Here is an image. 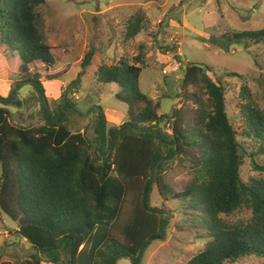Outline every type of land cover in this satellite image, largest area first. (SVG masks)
Segmentation results:
<instances>
[{
  "label": "trees",
  "instance_id": "obj_1",
  "mask_svg": "<svg viewBox=\"0 0 264 264\" xmlns=\"http://www.w3.org/2000/svg\"><path fill=\"white\" fill-rule=\"evenodd\" d=\"M46 1L0 0L2 57L20 60L13 77L0 80V215L15 223V232L33 250L17 262L0 255V264H116L119 258L140 264L146 247L165 235L172 215L150 202L153 185L162 202L186 203L196 212L194 222L199 219L205 229V247L185 264L264 259V178L245 182L240 173L245 156L264 172L254 159L264 156V108L248 87H241L240 133L230 119L222 79L202 63L185 66L176 94L181 107L160 113L161 102L140 89L147 64L140 52L134 60L141 67L122 58L98 66L97 80L119 88L115 96L127 105V120L108 127L100 110L89 135L73 126L72 112L79 110L66 95L55 110L48 109L45 84L60 80L69 66L58 67L65 51L45 42L40 8ZM142 14L129 21L126 39L146 27ZM231 37L259 44L264 28ZM176 46L165 48L175 52ZM93 55L90 48L82 69ZM25 85L42 100L44 117L36 125L11 119L10 106L21 105L17 98ZM7 87L10 92L4 95ZM176 158L191 174L182 190L163 176ZM242 208L250 210L249 220L229 223L222 218Z\"/></svg>",
  "mask_w": 264,
  "mask_h": 264
},
{
  "label": "rangeland",
  "instance_id": "obj_2",
  "mask_svg": "<svg viewBox=\"0 0 264 264\" xmlns=\"http://www.w3.org/2000/svg\"><path fill=\"white\" fill-rule=\"evenodd\" d=\"M40 11L45 42L65 51L64 60L58 67L69 66L68 73L60 80L45 84L48 109L55 110L62 96L72 99L79 110L72 112L75 129L91 135L95 113L100 110L106 115L108 127L127 120V105L115 96L119 88L113 83L102 84L95 72L98 66L117 64L121 58L141 67L134 60L140 52L147 58L139 78L140 89L161 102L160 113L170 112L177 105L181 107L176 94L181 90L184 69L189 61L208 65L222 79L228 113L238 133L243 127L239 113L242 86H247L254 101L264 108V42H240L231 37L234 32L264 28V0H47ZM139 13L145 14L142 15L146 27L126 39L128 23ZM176 45L179 51L165 48H176ZM90 48L94 49L91 64L82 69L81 61ZM3 52L0 49V80H8L17 71L20 60L17 55L6 60L2 57ZM81 71L79 82L73 85ZM231 72L239 75L231 76ZM9 92L7 87L3 94ZM19 95L17 99L21 98V105L10 106L11 119L21 125L41 123L44 117L41 97L27 85L22 87ZM92 108L95 111H89ZM241 142L248 146V140L241 138ZM255 156L254 159L264 165V156ZM167 167L163 175L166 182L176 190H182L190 181V171L178 158L170 161ZM240 173L245 182L252 177L264 178V172L254 169L248 156L244 158ZM162 201L153 185L150 202L162 208L165 206L172 215L167 221L165 235L146 247L140 264H185L205 247V229L199 219L194 222L196 212L188 210L186 203ZM250 217V210L243 208L231 215H222L229 223L247 221ZM15 228L9 217L0 215L2 260L17 262L33 251ZM263 262V258L252 256L224 264ZM116 264L133 263L128 258H119Z\"/></svg>",
  "mask_w": 264,
  "mask_h": 264
},
{
  "label": "water",
  "instance_id": "obj_3",
  "mask_svg": "<svg viewBox=\"0 0 264 264\" xmlns=\"http://www.w3.org/2000/svg\"><path fill=\"white\" fill-rule=\"evenodd\" d=\"M98 110H100V108H97Z\"/></svg>",
  "mask_w": 264,
  "mask_h": 264
},
{
  "label": "crops",
  "instance_id": "obj_4",
  "mask_svg": "<svg viewBox=\"0 0 264 264\" xmlns=\"http://www.w3.org/2000/svg\"><path fill=\"white\" fill-rule=\"evenodd\" d=\"M178 51H179V48H178ZM178 54V53H177Z\"/></svg>",
  "mask_w": 264,
  "mask_h": 264
}]
</instances>
